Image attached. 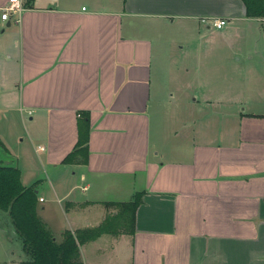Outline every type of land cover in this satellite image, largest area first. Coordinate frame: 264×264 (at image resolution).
I'll list each match as a JSON object with an SVG mask.
<instances>
[{
	"label": "crops",
	"instance_id": "1",
	"mask_svg": "<svg viewBox=\"0 0 264 264\" xmlns=\"http://www.w3.org/2000/svg\"><path fill=\"white\" fill-rule=\"evenodd\" d=\"M9 2L0 0V56L18 69L33 153L11 149L9 135L0 134V148L23 186H36L39 217L63 237L118 213L106 204L143 194L134 233L81 245L80 264H264V112L237 111L214 136L159 128L152 113L180 33L205 25L240 37L253 62L264 60V19L249 18L242 0H21L25 11L4 21ZM215 20L228 28L214 29ZM82 113L88 163L63 164Z\"/></svg>",
	"mask_w": 264,
	"mask_h": 264
},
{
	"label": "rangeland",
	"instance_id": "2",
	"mask_svg": "<svg viewBox=\"0 0 264 264\" xmlns=\"http://www.w3.org/2000/svg\"><path fill=\"white\" fill-rule=\"evenodd\" d=\"M199 31L200 34L190 31L176 37L171 66H163L158 72L159 88L157 97L153 96L152 113L154 124L159 128L190 125L204 128L208 135L214 136L221 129L224 131L231 126L234 120L231 116L237 111L264 112V60L258 57L249 62L247 52L251 43L240 37L226 40L219 31L207 33L205 25H201ZM2 37L0 35V39ZM17 81L18 69L10 65L2 54L0 134L5 138L9 135L11 149H20L31 156L32 144L28 141V134L34 131V127L26 111L22 110L18 94L20 81ZM8 90L12 93L7 94ZM172 94H176L175 99L170 96ZM194 99L199 103H195ZM4 159L13 157L0 148V160ZM36 166L42 178L41 194L45 195L49 179L39 162ZM0 227L4 229L0 233V260H8L7 264H11V260L14 264L25 261L22 243L11 219L1 211ZM55 237L59 243L63 241L62 236L55 234Z\"/></svg>",
	"mask_w": 264,
	"mask_h": 264
},
{
	"label": "trees",
	"instance_id": "3",
	"mask_svg": "<svg viewBox=\"0 0 264 264\" xmlns=\"http://www.w3.org/2000/svg\"><path fill=\"white\" fill-rule=\"evenodd\" d=\"M249 18L264 19V0H242ZM79 142L63 164L88 163L90 117L80 114ZM0 146L3 147L0 141ZM5 160H0L2 164ZM143 194H137L133 202L106 204L116 208L118 213L110 215L96 228L73 234L67 231L63 241L58 242L55 234L39 217V198L36 186L26 188L21 181V171L17 168L0 167V211L9 215L17 236L21 240L26 260L22 264H80V246L98 239L102 235L117 236L134 233L136 212L142 203Z\"/></svg>",
	"mask_w": 264,
	"mask_h": 264
},
{
	"label": "built area",
	"instance_id": "4",
	"mask_svg": "<svg viewBox=\"0 0 264 264\" xmlns=\"http://www.w3.org/2000/svg\"><path fill=\"white\" fill-rule=\"evenodd\" d=\"M24 11L25 7L21 0H10L9 5L3 10L2 20L8 21L11 16H20ZM210 25L216 30H222L226 27L227 21L215 20L212 21Z\"/></svg>",
	"mask_w": 264,
	"mask_h": 264
},
{
	"label": "water",
	"instance_id": "5",
	"mask_svg": "<svg viewBox=\"0 0 264 264\" xmlns=\"http://www.w3.org/2000/svg\"><path fill=\"white\" fill-rule=\"evenodd\" d=\"M0 167L7 168V169H15L17 168V162L16 161H4L2 164H0Z\"/></svg>",
	"mask_w": 264,
	"mask_h": 264
}]
</instances>
